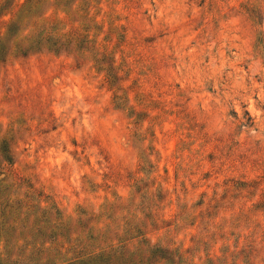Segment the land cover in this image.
<instances>
[{"label": "rangeland", "instance_id": "1", "mask_svg": "<svg viewBox=\"0 0 264 264\" xmlns=\"http://www.w3.org/2000/svg\"><path fill=\"white\" fill-rule=\"evenodd\" d=\"M6 205L17 264H264V0H0Z\"/></svg>", "mask_w": 264, "mask_h": 264}, {"label": "trees", "instance_id": "2", "mask_svg": "<svg viewBox=\"0 0 264 264\" xmlns=\"http://www.w3.org/2000/svg\"><path fill=\"white\" fill-rule=\"evenodd\" d=\"M20 214L21 212L16 211V209L13 210V208L8 205L4 206L3 209H0V216H2V218H6L7 216L13 218L9 221H5L2 226L11 230L12 233H17V227L13 224L17 222L16 219H18ZM6 224L7 226L5 227ZM4 228H2V230H4ZM23 229L25 230L26 227L23 226ZM148 254H155L153 248L149 246L141 245L134 250H131L126 246H121L120 248H110L109 250L91 253L85 260L91 264H145L149 258ZM0 264H17V262L9 257L2 256L0 253Z\"/></svg>", "mask_w": 264, "mask_h": 264}]
</instances>
